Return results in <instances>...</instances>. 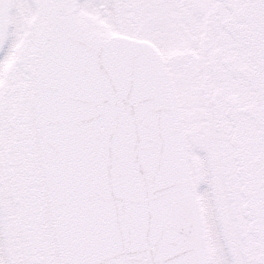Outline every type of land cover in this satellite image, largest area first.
<instances>
[{
  "label": "snow or ice",
  "instance_id": "1",
  "mask_svg": "<svg viewBox=\"0 0 264 264\" xmlns=\"http://www.w3.org/2000/svg\"><path fill=\"white\" fill-rule=\"evenodd\" d=\"M0 264H264V0H0Z\"/></svg>",
  "mask_w": 264,
  "mask_h": 264
}]
</instances>
